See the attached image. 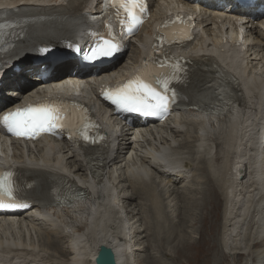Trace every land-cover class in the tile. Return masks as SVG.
<instances>
[{
  "label": "bare ground",
  "instance_id": "6f19581e",
  "mask_svg": "<svg viewBox=\"0 0 264 264\" xmlns=\"http://www.w3.org/2000/svg\"><path fill=\"white\" fill-rule=\"evenodd\" d=\"M185 1V6L180 8L187 9L188 12L195 11L198 27L195 26L194 29L205 32L207 36L211 35L210 42L216 48L226 44L218 33H212L213 28H218L221 24L219 17L231 18L230 14H226L228 11L248 15L249 19L243 26L244 41L249 46L244 53L238 52V60L234 59L236 67L225 62L227 67L236 72L233 75L238 80L230 100L234 102L218 115L206 114L204 107L207 105V98L215 97L214 90L211 88L202 91L196 87V82L202 72L210 70L207 64H221L213 53L219 51L211 47L208 41L196 38L195 45L191 43L181 52V57L191 63L183 76L186 80L183 86H188L190 92H181L183 99L180 100V109H176V113L168 117L165 123L137 125L149 134L141 135L143 142L139 141V135L127 128L126 118L118 121L109 116L105 120L98 105V114L107 124V133L112 138L100 180L90 183L86 173V158L72 147L70 141L47 140L44 144L38 143L34 148L27 149L16 144L9 146L0 141L3 161L9 162L18 171L30 177H62L70 183L78 181L85 194L83 199L73 200L66 206L53 205L52 199L48 197V200L38 202L36 207L0 214V264H95L96 252L101 245L112 250L116 264H158L154 259L156 257L150 255L155 251L152 244V250L149 251L151 253L147 252L149 255L146 254L143 262L140 261L139 256L148 250L146 240L143 244L144 241L140 239L141 225L137 223L138 220L141 221V217L136 218L140 214H137L138 210L143 206L139 203L140 206L136 207L137 204L133 203L132 209L131 204L137 199H144L147 208H154L155 215L162 213L164 216L161 199L167 200L171 196L173 197L169 203L174 201L172 207L175 206L178 214H187L194 206H199L202 210L198 240L189 242L192 241L191 237L184 233L177 246L179 252L185 248L189 257L207 255L209 259H213L214 264L226 263L231 255L234 262L249 258L252 264H264V83L259 79V74L264 75V0H251V9H240L207 0ZM171 3L170 0H149L151 16L132 37L133 41L136 36L139 39L135 45L131 42L132 50L124 63L121 61L126 53L123 56L122 46L114 54L119 56L114 58L115 61L110 66L91 74L116 79L127 76L139 67L143 58L149 54V39L154 35L155 26L163 21L161 19L171 8ZM99 4L98 0H0V7L9 10L22 7L28 14L42 11L43 16L61 15V19L36 24L47 31L45 36L54 33L51 25L65 26L61 20L70 13H77L82 8L98 13ZM175 6L178 7L177 4ZM198 6H201L202 11L197 9ZM208 7L216 8L211 10ZM217 9L224 10L225 14L219 13ZM4 30V27L0 28L1 32ZM197 45L205 49L199 51ZM76 46L78 50L75 47L61 55L62 64L53 67L54 70L73 68L87 61V48L83 42ZM132 53L135 55L133 59L130 58ZM230 54L221 52L219 57L231 59L237 52L234 49ZM13 58L14 54L2 57L0 68L7 67ZM36 59L37 57L32 58L24 65L16 66L9 74L4 71L0 73V113L12 108L23 98L44 97V91L38 89L52 83L42 80V77L52 67L54 59ZM169 71L175 72L173 67ZM76 75L75 78H64V73L51 75V80L63 83L66 79L67 83L73 82V86L77 84L75 88L84 90L86 100L92 105L97 104L95 88L101 83V79L96 78L95 83H92L86 77L81 81ZM8 87L10 90H6ZM60 89V86L53 83L49 86V90ZM68 91L73 90L69 88ZM84 99L83 96L82 100ZM203 100L201 107L200 102ZM193 103L199 104L195 107L191 105ZM141 145L152 151L142 155ZM166 147L173 150L163 152L161 148ZM218 148L222 155L221 164L216 154ZM149 153L152 155H148ZM151 156H155L154 161L150 159ZM233 159H236L235 172L228 170ZM163 160L168 162L161 163ZM216 163L217 166H214ZM191 166L204 172L202 175L199 171V176L195 174V179L188 183L193 184L196 179L204 178L203 187L199 190L200 202L188 199L190 188L187 185L182 188L168 185L172 180L178 183L186 180ZM119 185L121 189L117 190ZM222 199L225 201L223 207ZM126 203L127 206L124 205ZM164 205L168 207L169 204ZM131 211L134 212L133 215L130 214ZM3 217H14L17 221L9 222ZM144 221L148 222L146 218ZM187 221L190 220L183 217L181 224ZM174 223L170 225L172 233L177 232ZM142 229H145L144 226ZM11 234L14 235L13 238L9 237ZM172 236L174 234L163 237L168 241L174 240L175 236ZM45 237L48 239L45 240ZM65 237L67 239L62 248V242H59Z\"/></svg>",
  "mask_w": 264,
  "mask_h": 264
},
{
  "label": "snow or ice",
  "instance_id": "6c2138e0",
  "mask_svg": "<svg viewBox=\"0 0 264 264\" xmlns=\"http://www.w3.org/2000/svg\"><path fill=\"white\" fill-rule=\"evenodd\" d=\"M105 9L114 10L115 19L120 28L121 38L132 35L143 21V16L149 9L146 0H104ZM181 21L179 15L175 18ZM3 25H0L2 28ZM94 44L90 47V52L85 56L88 61H95L102 57H111L121 50V43L113 34L111 21L107 23L106 33H93ZM191 39L185 33H180L178 37ZM67 47H76L69 42ZM48 48L40 49L41 53H48ZM175 77L142 76L137 74L113 89H104L102 94L119 109L129 112H140L146 115H160L166 113L175 92L170 89V80ZM71 124V118L66 109L55 103H41L27 105L22 108H15L3 112L0 115V125L7 132L17 137L35 138L41 133H52L59 129H64ZM80 135L85 141H89L90 136L87 125L83 126ZM94 143L95 140L93 139ZM11 173L0 176V208L18 207L21 205L5 203V197L13 199L14 189L10 180Z\"/></svg>",
  "mask_w": 264,
  "mask_h": 264
},
{
  "label": "rangeland",
  "instance_id": "374dc122",
  "mask_svg": "<svg viewBox=\"0 0 264 264\" xmlns=\"http://www.w3.org/2000/svg\"><path fill=\"white\" fill-rule=\"evenodd\" d=\"M136 39L134 40V42H137V36L135 37ZM133 43V42H132ZM130 44V45H129ZM128 44V51L126 52V55L124 56L123 54V58L124 60H122V64L124 63V61L126 60L125 58L129 55V51L131 52V42ZM133 45V44H132ZM131 59L135 58V55L132 53L131 56H130ZM31 59V57L29 56H20V57H17L16 58V63H20V64H24V63H27L29 62ZM131 62V61H129ZM121 64V65H122ZM15 65L14 62H11V63H8V66L7 67H3V68H0V73H3L2 71H4V73L6 74H9L10 71L14 70L15 67L13 66ZM12 67V68H11ZM2 75V74H0ZM9 87L6 89L8 90ZM10 90V89H9ZM9 92V91H8ZM264 141V140H263ZM221 151L220 149L218 148V150H216V154H217V158H218V161H219V164H221V157L222 156L221 154ZM235 156H238V154H235ZM143 163V162H142ZM236 163V159H233L231 161V165H230V171H234V165ZM148 163L146 162L145 165H147ZM214 166H217V163L216 164H213ZM191 172L189 174V176L187 177L186 180H183L182 183H178V181H174L172 180L171 183H168V185H173L175 186V188H182V186L184 185H187L189 188H190V193H189V197L188 199H191V200H196V202H200V196L201 194H199V190L202 189L203 187V177H200V179H196V182H194L193 184H188L190 182H192L194 179H195V174L196 176H199V171L200 173L203 175L204 172L202 170H199L196 166H191L190 168ZM235 172V171H234ZM193 173V174H192ZM230 172H228V175H229ZM154 174V173H152ZM227 175V176H228ZM236 175V173H235ZM231 176V175H230ZM152 177V176H151ZM239 178V177H238ZM167 182V181H166ZM165 182V183H166ZM199 182V183H198ZM184 183V184H183ZM175 184V185H174ZM179 184V185H178ZM195 184V185H194ZM194 185V186H193ZM200 185V186H199ZM193 187V188H191ZM188 188V189H189ZM196 188V189H195ZM121 189V185H119L118 189L117 190H120ZM198 189V190H197ZM197 190V191H196ZM191 191H194L193 193H191ZM196 191V192H195ZM187 194V193H186ZM173 196L169 197L167 200H163L161 199V208L163 207L164 208V216L162 213H156V215L154 214V211L153 209L151 208H147L146 205H145V202H144V199L140 200V199H137L135 202H132L131 204V208L133 209V203L134 205H136V207H139V203H141L143 206L142 209H139L138 210V213L139 215H137V219H139L140 217V220L142 221H139L138 220V223H140L141 225V236H140V239L141 241H144L143 244H145V240H146V243H148V250H146V253L143 252L141 256H139L140 258V261L143 262V257L147 254V252L150 254L152 250V247H150V245L152 244V246L154 247L155 251L153 250L152 253H154L153 255L150 254L151 256H155L156 258H154L156 260V262L158 264H214L213 263V259L210 257V259L208 258L209 256L207 255H202V256H199V255H195L194 257L192 256H188L187 255V250H185V248H182V250H178L177 246L181 243V241H179L181 235H183L184 233H186L189 237H191V240L192 241H189V242H193V241H197L198 238H199V234H198V230L200 228V225H201V214H202V210L199 206H194L192 208H190V212H188L187 214H184V213H180L178 214V211L177 209H175V206L172 207V204L174 203L173 202H170L169 201L172 199ZM186 198V196H184ZM128 203H130V201H127ZM202 202V201H201ZM165 203H168V207H165ZM225 204V201L222 199V207L224 206ZM127 206V203L124 204ZM189 206V205H188ZM188 208V207H187ZM130 209V207L128 208ZM148 209V210H147ZM129 211V210H127ZM153 211V213H152ZM147 212V213H146ZM144 215H143V214ZM131 215L134 214V212L131 211L130 213ZM147 214V217H145ZM129 215V216H131ZM143 215V216H142ZM153 215V216H152ZM178 215V216H177ZM185 215V216H184ZM185 217L186 220L189 219L190 221H187V223L185 224H181V219ZM143 218V220H142ZM146 218V220L148 222H145L144 219ZM153 218V219H152ZM159 219V220H158ZM162 219V221H161ZM164 220V222H163ZM170 220V221H169ZM174 220V221H173ZM144 221V222H143ZM157 221V222H156ZM159 221V222H158ZM168 221V222H167ZM154 222V223H153ZM171 222V223H170ZM172 222H175L174 223V226L176 228V233H172V228H171V224ZM146 224V225H145ZM158 224V225H157ZM194 224V225H193ZM144 226V230L142 229V227ZM182 225V226H181ZM193 225V226H192ZM147 227V228H146ZM143 232V233H142ZM151 232V234H150ZM145 233V234H144ZM153 233V234H152ZM174 234V236H172V238H174V240L170 239V240H166L163 236H168V235H172ZM145 235V236H144ZM152 235V236H151ZM44 236V235H43ZM157 236V237H156ZM9 237H14V235H10ZM162 237V238H161ZM153 238V239H152ZM48 238L45 237V240H47ZM65 239H67V237H65L64 239H62L59 243L62 242L61 247L63 248L65 246ZM159 239V240H158ZM196 243V242H195ZM187 244V243H186ZM50 251V250H49ZM178 251V252H177ZM183 251V252H182ZM182 253V254H181ZM185 253V254H184ZM147 254V255H149ZM191 255V253H189ZM232 257V259H231ZM204 258V259H202ZM208 258V259H206ZM158 259V261H157ZM178 259V260H177ZM206 259V260H205ZM208 260V261H207ZM210 260V261H209ZM227 260V259H226ZM229 261H227L226 263L227 264H252L251 260L248 258V259H241L239 261H233L234 260V257L231 255L229 256L228 258ZM175 261V262H174ZM187 261V262H186ZM179 262V263H178ZM210 262V263H209ZM224 263V264H226ZM144 264V262H143Z\"/></svg>",
  "mask_w": 264,
  "mask_h": 264
},
{
  "label": "water",
  "instance_id": "95a60500",
  "mask_svg": "<svg viewBox=\"0 0 264 264\" xmlns=\"http://www.w3.org/2000/svg\"><path fill=\"white\" fill-rule=\"evenodd\" d=\"M15 64L16 60L14 61ZM18 66V64H17ZM95 264H116L114 254L109 247L101 245L96 252Z\"/></svg>",
  "mask_w": 264,
  "mask_h": 264
}]
</instances>
